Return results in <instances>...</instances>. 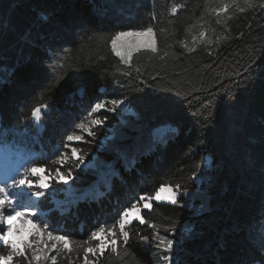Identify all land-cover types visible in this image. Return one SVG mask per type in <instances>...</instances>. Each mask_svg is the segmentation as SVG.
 <instances>
[{
	"label": "trees",
	"instance_id": "16d2710c",
	"mask_svg": "<svg viewBox=\"0 0 264 264\" xmlns=\"http://www.w3.org/2000/svg\"><path fill=\"white\" fill-rule=\"evenodd\" d=\"M224 1L0 0L2 153L46 160L54 169L50 161L64 137L78 131L74 125L98 100L125 99L116 112L95 113L107 119L74 145L84 155L74 171L80 178L53 182L60 191L43 209L54 230L83 240L141 192L161 183L182 191L199 185L205 193L194 202L203 200L204 209L153 202L154 211L144 213L160 236L177 241L173 263L264 264L254 233L264 217V0H238L217 16L213 9ZM173 4L184 5L174 16ZM148 26L158 53H134L131 66L122 65L110 37ZM57 76L65 77L58 85ZM40 104L49 107L37 123L31 109ZM162 126L169 135L161 141L154 130ZM173 222L175 232H166ZM129 231L133 256L120 262L106 254L99 264H155L156 241L135 235L151 237L153 229L134 222Z\"/></svg>",
	"mask_w": 264,
	"mask_h": 264
},
{
	"label": "snow or ice",
	"instance_id": "6c2138e0",
	"mask_svg": "<svg viewBox=\"0 0 264 264\" xmlns=\"http://www.w3.org/2000/svg\"><path fill=\"white\" fill-rule=\"evenodd\" d=\"M243 2L251 6L253 0H243ZM237 3L238 0H231L230 3H224L223 7L213 11L219 16ZM261 6L264 7V4ZM183 7L184 5L173 4L170 14L176 15ZM238 10L243 11L242 8ZM216 23L219 24L220 20L217 19ZM205 35L206 33L201 31L199 39L204 40ZM193 40L196 41L197 37L193 36ZM207 42L211 43L210 40ZM108 43L111 52L126 67L131 66L134 53L141 51L158 53L157 33L152 26L141 30L116 31ZM181 43L182 46L187 47L183 42ZM167 55L168 53L165 52L164 57ZM59 67L63 68V64ZM64 79V76H57L53 82L58 85ZM75 88L77 91H87L85 84H77ZM124 104L123 98L98 100L87 112L86 117L74 125L75 130L78 131H70L64 137L62 148L57 150L58 154H54L50 161L51 165L56 166L54 169L48 166V161L28 155L5 159L0 163V244L7 249L6 255H0V264H17L18 259L23 260L25 264H59L60 259H67L68 264H73V255L81 259L82 264H99L100 258L106 254L122 262L125 258L133 256L128 245L133 236L129 228L134 222L153 229L151 237L140 232H136L135 235L144 243L156 241L155 247L166 253L162 256L163 261L166 264H173L177 241L167 236H160L157 224L149 220L144 213L154 211L153 202L178 204L180 197L188 194L187 189L181 190L180 184L161 183L151 193L141 192L138 197L134 196L126 206L122 207L112 223L99 224L83 240H77L72 235L54 230L44 215V201L60 191L53 186V182L57 185H68L80 178L74 175V171L84 164V155L74 145L84 140L85 133L94 137L95 132L92 129L103 124L107 119V117L105 120L92 118L94 114L102 110L116 112ZM48 107L47 104L33 107L31 117L37 123L41 122L43 110ZM85 120L88 121L87 124ZM168 135L169 130L161 128L157 138L162 141ZM72 162H75L74 168L66 167ZM62 169L66 170L62 171ZM175 230L174 222L170 228H165V231L170 233H174ZM254 233L260 235L261 251H264V217L256 223Z\"/></svg>",
	"mask_w": 264,
	"mask_h": 264
},
{
	"label": "rangeland",
	"instance_id": "374dc122",
	"mask_svg": "<svg viewBox=\"0 0 264 264\" xmlns=\"http://www.w3.org/2000/svg\"><path fill=\"white\" fill-rule=\"evenodd\" d=\"M230 2H231V0H225L223 2V4L224 3H230ZM221 7H223V5ZM205 37H206V35H205ZM85 123L87 124L88 121L86 120ZM161 128H166V127H164V126L157 127V128H155L154 133L158 134V132H159V130ZM98 185H99L98 182H96L93 186L98 187ZM187 192H188V194L186 196L185 195H182L180 197L179 204H183V205L189 206V207H195L196 210H202V209H204V202H203V200H200L199 202H194V197H198V198H202L203 197V194L205 193L204 188L198 185L196 191H188L187 190ZM156 252H157V256L159 257V259H157L154 256L153 257V260H154V263L155 264H160V259H162V256L163 255H166V253H163L162 249H157ZM174 255H175V253H174ZM162 263L166 264V262L163 261V260H162ZM17 264H18V261H17Z\"/></svg>",
	"mask_w": 264,
	"mask_h": 264
}]
</instances>
